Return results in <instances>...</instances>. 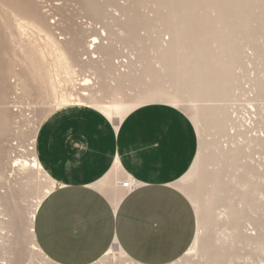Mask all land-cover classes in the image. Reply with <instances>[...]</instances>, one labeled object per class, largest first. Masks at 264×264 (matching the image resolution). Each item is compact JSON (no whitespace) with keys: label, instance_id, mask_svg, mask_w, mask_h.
<instances>
[{"label":"rangeland","instance_id":"1","mask_svg":"<svg viewBox=\"0 0 264 264\" xmlns=\"http://www.w3.org/2000/svg\"><path fill=\"white\" fill-rule=\"evenodd\" d=\"M101 28L110 37L103 38L102 49L93 56L90 41L103 35ZM161 34L174 36L165 65L155 47ZM239 41L251 43L245 55L253 62L245 61L238 71L248 77L240 80L244 95L237 90L232 100L222 94L229 102H223L219 85L214 87L218 91L192 85V78L174 67L177 61L194 60L193 54H214V49H221L225 66L228 58L234 59L233 51H226L228 45L240 48ZM181 48L186 53H179ZM256 52H261V61H254ZM261 69L264 0H0V264H56L36 244L32 217L43 198L60 185L20 162L36 156L40 127L62 100L81 101L107 118L117 106L123 118L146 103L177 106L197 134L194 164L176 186L191 201L198 229L186 256L171 264L264 261L257 244L244 243L245 237L259 232L245 221L248 205L257 210L254 216L264 226V203L258 199L264 189L259 182L264 143L253 141L264 140V112L256 102H248L255 96L249 80ZM220 105H227V123L225 130L216 132L210 120L204 127L198 113L206 118ZM212 144L218 148L216 163H208ZM110 180L97 187L116 189L118 182ZM197 187L199 197L193 194ZM261 242L264 246V239ZM114 248L119 253V247ZM130 260L122 255L115 262L107 253L95 264L135 263Z\"/></svg>","mask_w":264,"mask_h":264},{"label":"crops","instance_id":"2","mask_svg":"<svg viewBox=\"0 0 264 264\" xmlns=\"http://www.w3.org/2000/svg\"><path fill=\"white\" fill-rule=\"evenodd\" d=\"M163 104H142L119 126L84 105L43 121L34 156L60 186L38 206L34 234L52 262L95 264L116 245L137 264H171L189 251L198 220L176 183L194 164L197 134L177 106ZM129 177L140 185L133 192L97 187Z\"/></svg>","mask_w":264,"mask_h":264},{"label":"bare ground","instance_id":"3","mask_svg":"<svg viewBox=\"0 0 264 264\" xmlns=\"http://www.w3.org/2000/svg\"><path fill=\"white\" fill-rule=\"evenodd\" d=\"M201 1V0H200ZM197 2V0H196ZM202 3V2H201ZM210 3V2H209ZM243 3V2H242ZM166 4H169V1L168 3ZM211 4V3H210ZM224 4V3H223ZM50 5V4H49ZM57 5V4H55ZM217 5V4H216ZM225 5V4H224ZM170 6V5H169ZM218 6V5H217ZM223 6V5H222ZM228 6V5H226ZM231 6V5H229ZM244 6V4H243ZM244 8V7H243ZM242 9V8H241ZM236 9H234L235 11ZM238 12V11H236ZM190 15V14H189ZM188 16V14H187ZM192 21V19H190ZM244 21H247L244 19ZM198 22V21H197ZM207 23V21H205ZM205 23V24H206ZM210 23V22H209ZM208 24V23H207ZM191 25V24H190ZM203 25V24H202ZM209 26V25H208ZM260 27V26H259ZM190 28V27H189ZM195 28V27H193ZM198 28V27H197ZM206 28V27H204ZM202 27V29H204ZM103 29V28H101ZM207 29V28H206ZM201 30V29H200ZM205 30V29H204ZM193 31V30H191ZM202 31V30H201ZM58 32V31H57ZM103 35H97V36H94L91 41H90V51H91V54H96V52L99 50V49H102L104 43L102 44L101 42H103L106 38H109L110 35L107 34L106 30L103 29L102 31ZM206 32V30H205ZM204 34V32H203ZM260 34V33H259ZM73 35V34H72ZM190 35V34H189ZM258 36V35H257ZM185 37V36H184ZM105 38V39H103ZM188 38V37H187ZM174 39V36L172 35H169V37L167 38V35L165 34H161L159 37H158V45H156L155 47L157 48V56H158V53H159V56L157 58H160L161 60H163V64L165 65L166 61H167V56H170V54H172V51H173V47L172 45L170 44ZM111 40V38H110ZM117 40V39H116ZM157 41V40H156ZM184 41H186L184 39ZM249 41V40H248ZM251 41V40H250ZM249 41V42H250ZM190 42V41H189ZM240 42V41H239ZM188 43V41L186 42ZM195 43V42H194ZM241 44H239L238 47L240 48H237V44L236 46H232V45H228V50L226 51H233V56H234V59H229L228 57V63L223 66L221 64V58H223V54H222V51L221 49H214V54H203V55H196L194 56L193 54V57H191L192 59L194 60H191L189 57V60L186 61H177L174 63V67L176 69H179L180 71H185V74L190 76L192 78V85L194 84H198V85H202L205 87H209L211 89H215L214 87L216 86H220V89H222V91H220V96L222 97V100L224 99V96L225 95V92L226 94H228V97H232V100H233V93L235 91H240L241 93H243L242 95H244V92H246L244 89H242V85H241V82L242 80L244 79H247L248 77L246 75L244 76H240L238 74V71L239 70H243L242 68H245V61L246 63H250V62H253L252 61V57H248L245 55V52L246 50L250 47V44H247L245 43L244 41H241L240 42ZM183 46H184V43H182ZM188 45V44H187ZM196 45V43H195ZM190 46V45H189ZM194 46V45H193ZM195 47V46H194ZM188 48V47H187ZM146 49V48H145ZM192 49V48H191ZM204 49V48H203ZM58 50V49H57ZM199 50V48L197 49ZM225 51V52H226ZM179 53L183 52L186 53V50H183L182 48L180 50H178ZM156 53V51H155ZM112 55V54H111ZM254 57L256 58L254 61H258L260 60L261 61V52H256L255 54H253ZM178 56H180V54H178ZM171 57V56H170ZM96 58V57H94ZM112 58V57H111ZM187 58V57H186ZM254 59V58H253ZM160 60V61H161ZM95 62V61H94ZM113 62V61H112ZM162 63V62H160ZM189 63V65L187 64ZM115 64V63H113ZM159 65H162V64H159ZM158 65V66H159ZM110 66V65H109ZM163 66V65H162ZM171 67V66H170ZM163 68V67H162ZM164 69V68H163ZM166 69V68H165ZM168 71V70H167ZM264 70L261 69L260 71V74H258L257 77H254L253 79H250L249 80V84H250V87H251V92L254 93L255 96H252L249 98V101L248 102H251V104H253V102H256V105L257 107H259V112L262 113L264 112V109H261L262 107V104H264V84H263V79H264V76H262V74L264 75ZM169 72V71H168ZM237 72V73H236ZM59 73V72H58ZM222 75H226L222 78ZM144 77V76H143ZM241 80V82H240ZM53 81V80H52ZM89 80H85V85L89 84ZM92 83V82H91ZM232 85V86H231ZM211 86V87H210ZM148 87V86H147ZM218 88V87H217ZM216 88V89H217ZM233 88V89H232ZM215 89V90H216ZM218 91V89H217ZM217 91H216V94H217ZM244 91V92H243ZM210 92V91H209ZM223 94V95H222ZM139 97V96H138ZM238 98H236L237 100ZM70 101V100H69ZM67 100H62L61 102L58 103L57 106H61V107H64V106H70L72 105L73 103L69 102ZM223 102H229L228 100H223ZM220 104V103H219ZM225 104V103H224ZM73 105H83L81 103V101H79V103H74ZM254 105V104H253ZM216 107V105H215ZM256 107V106H255ZM122 109L120 106H117L111 113H112V121L113 123L115 124V126H119L122 119H123V114H122ZM216 114L215 113H211L210 116L208 114V116L206 118H204V116L201 114V113H198V116H200L199 118L201 119V122L204 123V127H207V122L210 120V125L212 126V129L216 130V132H222V130H225L224 127H226V123H225V112L226 114L227 113V105H220L217 109H216ZM204 114V113H203ZM207 115V114H206ZM209 117V119H208ZM217 117V120H215L214 118ZM264 117V116H263ZM224 120V121H222ZM207 121V122H206ZM210 127V126H209ZM207 131V130H206ZM254 142H259V145L260 144H263L264 143V140L263 139H260V138H254L253 140ZM203 142V141H202ZM261 147V146H260ZM217 146L215 144H212V145H209V160H208V163H216V161L218 160V153H217ZM201 154V153H200ZM226 155V154H225ZM224 155V156H225ZM26 160V159H25ZM18 161V160H17ZM20 161V160H19ZM220 161V160H219ZM224 162V161H223ZM22 163V167L25 168V169H34V170H37V172H41V168H40V165L37 161V159L35 158V156H33V158L31 160H26V161H23L20 162ZM218 165V164H217ZM216 167V166H215ZM214 167V168H215ZM239 169V168H238ZM194 171L191 172V174L188 176L190 177L192 174H193ZM258 177V176H257ZM259 179H260V183L262 185H264V175H259ZM127 180H132V178H127ZM123 181L121 182H118L116 185L117 188H120V184L122 183ZM241 185V184H240ZM264 191L263 187H262V190L259 194V200L261 202L264 203ZM199 193H200V188L197 187L195 188L194 190V196L195 197H199ZM252 196V195H251ZM262 196V198H260ZM248 197V196H247ZM257 198V197H256ZM249 201L251 202V200L249 199ZM39 206V205H38ZM204 206V205H203ZM211 206V205H210ZM199 207V205H198ZM199 210V208H198ZM207 210V209H206ZM210 209H208V212H209ZM245 210V209H244ZM264 211V209H262ZM236 211V210H235ZM246 211L248 212V214L246 216H244L245 218V221L246 222H250V223H253L254 225L257 226V230L261 233H259L258 231V234L256 233L255 236H249V237H245L244 238V243L246 245H252V244H257L258 246V250H260L261 253L264 252V246H263V243L261 242V240H263V234L262 232H264V226L262 225L261 221L254 216L255 213H257V210H255V208L253 207V205H248V209H246ZM207 212V211H205ZM244 213V212H243ZM261 213V211H260ZM234 214V213H233ZM263 215V214H262ZM35 217L36 215L34 214L33 215V222L35 220ZM264 217V216H263ZM230 218V217H229ZM242 218V217H241ZM239 219V217H238ZM229 221V220H228ZM244 221V222H245ZM263 221V220H262ZM241 223V221L239 222ZM240 227V226H239ZM243 229V228H242ZM241 229V230H242ZM240 230V231H241ZM256 230V228H255ZM233 234V233H232ZM260 234V235H259ZM243 236V235H242ZM256 246V245H255ZM204 247V246H203ZM252 247V246H251ZM120 250V249H119ZM212 250V249H211ZM252 252V251H251ZM250 252V253H251ZM202 253V252H201ZM204 254V253H203ZM252 254V253H251ZM256 254V253H255ZM108 255L109 256H112V258L114 259V261L116 262L118 257L119 256H122V255H125L126 257H128L124 252H122L121 250L119 251V253L116 252L114 246L110 249V251L108 252ZM186 256V255H185ZM110 258V257H109ZM236 258V257H234ZM261 259V260H260ZM263 257L259 258V263L258 264H261L263 263L264 261L262 260ZM235 260V259H234ZM112 261V260H111ZM131 261V260H130ZM235 263V262H234ZM136 264V263H134Z\"/></svg>","mask_w":264,"mask_h":264},{"label":"built area","instance_id":"4","mask_svg":"<svg viewBox=\"0 0 264 264\" xmlns=\"http://www.w3.org/2000/svg\"><path fill=\"white\" fill-rule=\"evenodd\" d=\"M121 188L124 189L127 193L133 192L136 190L140 185L139 182L136 179L123 181L120 184Z\"/></svg>","mask_w":264,"mask_h":264}]
</instances>
